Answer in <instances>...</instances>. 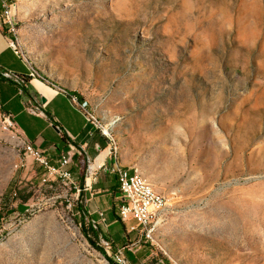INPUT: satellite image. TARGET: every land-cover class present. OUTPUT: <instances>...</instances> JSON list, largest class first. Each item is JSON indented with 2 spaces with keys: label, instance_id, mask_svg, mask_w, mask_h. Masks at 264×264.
<instances>
[{
  "label": "rangeland",
  "instance_id": "374dc122",
  "mask_svg": "<svg viewBox=\"0 0 264 264\" xmlns=\"http://www.w3.org/2000/svg\"><path fill=\"white\" fill-rule=\"evenodd\" d=\"M11 1L9 41L87 102L100 170H136L168 206L154 241L124 225L103 255L76 207L89 174L44 181L0 109V264H264V0Z\"/></svg>",
  "mask_w": 264,
  "mask_h": 264
},
{
  "label": "crops",
  "instance_id": "0c3cea01",
  "mask_svg": "<svg viewBox=\"0 0 264 264\" xmlns=\"http://www.w3.org/2000/svg\"><path fill=\"white\" fill-rule=\"evenodd\" d=\"M3 27L5 25L0 18V68L16 74H27L24 62L13 63L12 58L23 60L9 46V37L3 33ZM37 83L41 82L33 78L29 82L28 95L23 97L14 85L0 81V108L11 117L20 136L35 149L44 151L51 164H57L60 152L71 146L67 145V141H62L63 132L83 149L87 158L85 178L89 174L86 179L91 183L87 189L89 196L85 204L86 217L90 221H98L99 236L108 238L113 234L118 235L120 231L123 233L124 224L120 221L115 207L113 212L112 204L107 200L109 194H113L116 200L119 198L116 176L109 169L116 163L109 160V170L106 171L107 167L100 170L109 157L107 150L100 149L98 135L95 133L96 126L88 119L87 109L81 108L85 115L67 96L42 83L45 90H41ZM42 96L45 97L44 102L40 99ZM45 112H49L58 123V126L56 125L58 130L54 128ZM37 121H40L39 127H36ZM70 169L74 178L80 177V166L77 161L72 159ZM100 213L103 214L105 222L100 221Z\"/></svg>",
  "mask_w": 264,
  "mask_h": 264
},
{
  "label": "built area",
  "instance_id": "2783aa9c",
  "mask_svg": "<svg viewBox=\"0 0 264 264\" xmlns=\"http://www.w3.org/2000/svg\"><path fill=\"white\" fill-rule=\"evenodd\" d=\"M8 7H14V2L11 0H0V18L3 20L4 25L5 10L8 9ZM13 28H15L14 25ZM8 44L10 46V42H8ZM3 74L6 77H11V73L8 71H5ZM82 107H87V102L85 100H80V108ZM3 116L8 125L14 126L11 117L7 113H4ZM75 152L76 150L73 146H70L67 150H62L58 156L57 164H51L44 151H42L41 155L32 156L44 170V181L48 180L49 177H54L67 183H74V176L70 166L72 164V156ZM110 171L115 174V176L116 171H123V179H117V185H119V198L115 205L120 221L128 227V232L136 230L140 237H144L148 240V231L150 227L154 222L159 221L164 216V211L168 206L167 197L163 192L153 188H151V190L139 192H132L131 189H128L126 187V174L129 173V171H136L130 167L128 168L117 164L115 167H111ZM103 217V214L100 213V221L103 220L105 222ZM91 224L93 227H96L98 223L91 221ZM101 243L105 250L111 249L112 242L108 238L102 237ZM111 257L114 262L125 264L124 255L120 250L112 253Z\"/></svg>",
  "mask_w": 264,
  "mask_h": 264
},
{
  "label": "trees",
  "instance_id": "16d2710c",
  "mask_svg": "<svg viewBox=\"0 0 264 264\" xmlns=\"http://www.w3.org/2000/svg\"><path fill=\"white\" fill-rule=\"evenodd\" d=\"M2 31L4 34L7 35L6 27H3ZM22 60L27 67V70H28L27 74H24V73L16 74V73L10 72L11 77H6L3 74L5 71L0 68V81H7L8 83L14 85L17 88V90L21 93V95L23 97H25L29 93V82L33 79V77L29 74V72H33L36 76L39 77V79H42V77L35 70V68L33 67V64H31L27 55L24 54V57ZM44 81H48V80L45 79ZM48 85L51 88L55 89L56 91L64 94L68 98H70L71 94H75V93H72L71 91H69L67 89L59 88V86L56 85L55 83L49 82ZM75 95H77V94H75ZM73 105L76 106L77 108L81 109L79 106H77L75 104H73ZM0 109L2 110V108H0ZM82 111L85 114L84 110H82ZM2 112H3V114L5 113L4 111H2ZM45 114L47 115V117L49 118V120L52 122V124L54 126H56V125L58 126V123L54 120V118L52 117V115L49 112H45ZM96 129H98L97 126H96ZM62 141H64V142L67 141V145H71L75 148L76 152L73 154L72 159L77 161L78 165L80 166V177H79V179L81 181H84L85 169H86V165H87L86 154L84 153L83 149L79 145L75 144L69 137H66L65 132H63V134H62ZM27 144H30V143L27 142ZM9 193H12V188L10 186L7 187L3 196L5 197L6 194H9ZM20 203H23V202H20ZM76 207H77L78 212L80 213L79 216L81 218L80 221L83 224L82 228L84 231V235L87 237V239L89 240V242L91 243V245L94 248L98 249L101 253H103V255L106 256V252L104 251V249L96 243V239H98V237L100 235V229L98 228L97 225H96V227H93L90 219L86 217V215H87L86 206H85V204L82 203L81 198H79L78 201L76 202ZM101 237L106 238L104 236H101ZM109 261L113 263L112 259Z\"/></svg>",
  "mask_w": 264,
  "mask_h": 264
},
{
  "label": "bare ground",
  "instance_id": "6f19581e",
  "mask_svg": "<svg viewBox=\"0 0 264 264\" xmlns=\"http://www.w3.org/2000/svg\"><path fill=\"white\" fill-rule=\"evenodd\" d=\"M9 12H10V8L8 7V9L5 10V17L7 18L8 21H9ZM13 30L14 28L12 27V24H11L9 26V31H13ZM9 42H10V47L13 49V51L16 54H18L20 48L16 44V40L11 39ZM29 74L32 77H36V75L33 72H29ZM37 84L41 90H45V87L41 83H37ZM69 99L71 103L80 107V100L77 97V95L71 94ZM85 108L86 107H82V109H85ZM87 116H88V119L93 122V120H91V117H92L91 114L87 112ZM26 148L31 153V155H41L42 154V151L35 149L31 144H26ZM116 165L117 164H115L112 167H115ZM116 179H123V171H116ZM117 187L119 191V185H117ZM126 187L128 189H131L132 192L151 190V188H153V186L147 180L145 181V178L142 177L140 174H138L136 171H129V173L126 174ZM157 223L158 221L154 222L148 231V239L151 241H154V232L156 230ZM116 264L118 263L116 262Z\"/></svg>",
  "mask_w": 264,
  "mask_h": 264
},
{
  "label": "water",
  "instance_id": "95a60500",
  "mask_svg": "<svg viewBox=\"0 0 264 264\" xmlns=\"http://www.w3.org/2000/svg\"><path fill=\"white\" fill-rule=\"evenodd\" d=\"M40 99H41L42 102L45 101V97H43V96H42ZM54 128H55L56 130H58L56 126H54Z\"/></svg>",
  "mask_w": 264,
  "mask_h": 264
}]
</instances>
